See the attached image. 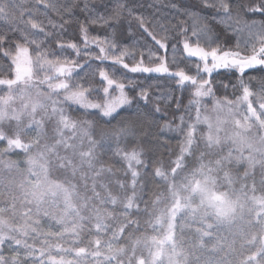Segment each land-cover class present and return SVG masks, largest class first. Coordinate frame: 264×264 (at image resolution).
<instances>
[{"label":"snow or ice","instance_id":"obj_1","mask_svg":"<svg viewBox=\"0 0 264 264\" xmlns=\"http://www.w3.org/2000/svg\"><path fill=\"white\" fill-rule=\"evenodd\" d=\"M0 264H264V0H0Z\"/></svg>","mask_w":264,"mask_h":264},{"label":"trees","instance_id":"obj_2","mask_svg":"<svg viewBox=\"0 0 264 264\" xmlns=\"http://www.w3.org/2000/svg\"><path fill=\"white\" fill-rule=\"evenodd\" d=\"M146 2H150V0H146ZM213 27L217 30V31H219V32H221V33H223V26L222 25H213ZM231 98V97H230ZM173 144H175V141H173ZM13 159H16V157L15 156H13L12 157ZM121 165H117V167H120Z\"/></svg>","mask_w":264,"mask_h":264}]
</instances>
